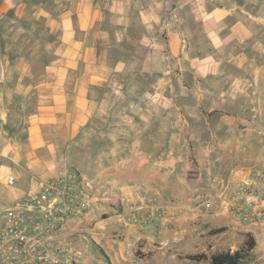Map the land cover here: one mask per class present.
<instances>
[{
	"label": "crops",
	"instance_id": "obj_1",
	"mask_svg": "<svg viewBox=\"0 0 264 264\" xmlns=\"http://www.w3.org/2000/svg\"><path fill=\"white\" fill-rule=\"evenodd\" d=\"M69 1L70 9L48 23L51 31L60 32L56 42L62 45L58 53L61 65L56 68L65 71L78 67L79 53L100 20L98 0ZM13 2L6 0V11L14 6ZM185 2L148 0V13L143 15L149 31L146 69L165 73L177 69L181 73L177 94L170 95L164 88L147 95L154 103L151 109L166 115L159 121L157 132L175 135L174 141L154 157L144 151L139 138L134 139L130 159L104 167L101 177L93 178L95 187L110 194L112 202L107 199L96 203L95 213L67 221L61 237L62 241L85 240L84 264H102L99 252L111 262L132 260L137 249L146 252L148 264H209L213 254L232 253L246 234L254 238L253 254L264 256L259 247L264 240V183H257L259 194L239 196L252 169L264 166V14L233 13L234 0H230L231 9H226L221 0H196L194 5L200 12L187 15L182 9ZM226 2L228 5L229 0ZM170 8L173 12L166 13ZM238 21L242 23L235 25ZM155 22L183 23L182 31L158 34L156 29L161 30V24L156 26ZM185 22H196V31L188 30ZM13 68L14 63L5 64L0 58L3 121L11 116L6 103L11 102L13 94L25 96L43 84L33 79L24 82L22 76L10 78ZM187 73L192 76L188 82L182 76ZM91 80L88 84L94 82ZM67 82L66 78L48 82L51 98H64L58 92ZM167 82L169 78H164L163 83ZM82 84L86 87L87 83ZM86 92L77 93L78 107L87 106ZM29 119V131L34 136L29 145L35 148L39 116L34 113ZM0 155L6 157V151ZM19 161L16 159V164ZM8 177H14L13 184L7 183ZM37 179L18 177L0 167V212L24 197L37 185ZM137 190L176 211L177 237L172 236L165 222L148 221L151 224L143 226L127 221ZM245 202L250 205L247 216H236L234 207ZM211 228H224L225 232L206 250L201 236ZM91 245L97 248V254ZM202 254L206 257L198 258Z\"/></svg>",
	"mask_w": 264,
	"mask_h": 264
},
{
	"label": "rangeland",
	"instance_id": "obj_2",
	"mask_svg": "<svg viewBox=\"0 0 264 264\" xmlns=\"http://www.w3.org/2000/svg\"><path fill=\"white\" fill-rule=\"evenodd\" d=\"M194 1L196 0H186L183 5V12L187 15L200 12ZM12 2L14 6L6 11V0H0L1 61L5 64L7 61L14 63L10 78L22 76L24 82L33 79L37 83L43 81L44 85L27 91L25 96L13 94L11 102L6 103L11 116H7L5 121L0 119V152L6 151V157L0 155V167H4L6 172L18 174V177H38V183L48 177L70 175L94 181V177H101L100 171L104 167L113 166L119 160L124 162L130 159L134 139L136 141L139 138L144 151L154 157L166 151L175 135L157 132L159 121L166 115L151 109L154 103L147 95L164 88L170 95L177 94L180 91L177 80L181 73L177 69H170L166 73L146 69L149 31L143 15L148 13V0H98L100 20L79 53L78 67L69 71L56 68L61 65L58 53L62 50V45L56 42L60 32L55 29L51 31L48 23L52 17L56 18L69 10L70 1ZM221 3L226 9L232 8L230 0L228 5L226 0H221ZM234 3L233 13L264 14V0H234ZM210 9L214 7L210 5ZM154 10L153 7V13ZM165 12L173 11L170 8ZM241 23L234 22L235 25ZM153 24H161V30L156 29L158 34L162 31L165 34L180 32L183 25L177 22ZM184 25L191 32L196 31V22H185ZM151 33L153 34V30ZM23 70L25 74L22 73ZM251 72L253 75L256 73L249 71ZM182 76L187 82L192 77L188 73ZM63 78L68 79V82L65 86H60L58 96L65 97L54 100L47 84ZM164 78H169L170 82L163 83ZM90 80L94 82L88 84ZM82 81L87 83L86 87ZM85 90L87 106L78 107L75 97L79 91L85 93ZM34 113L39 116L35 129L37 144L35 148H30L29 140L34 136L31 137L29 131L32 126L29 116ZM16 159L22 162L16 164ZM254 177H264V166L252 169L250 180L244 183L246 190L244 193L240 192L239 196L253 197L259 194L257 183L264 181ZM136 192L141 194L142 204L145 199H149L157 207L167 211L164 217L151 222H165L169 225L172 236L177 237L179 227L176 226V211L172 207L161 205L140 190ZM223 232L224 228H211L203 232L201 237L204 248L208 250ZM249 238L254 240L252 234H246L231 252L242 249ZM259 247L264 250V240ZM90 249L97 254L94 245ZM98 254L102 258V264H148V255L139 249L135 251L132 260L123 262H111L103 253ZM201 257L206 256H198ZM245 262L264 264V256L258 257L251 251Z\"/></svg>",
	"mask_w": 264,
	"mask_h": 264
},
{
	"label": "built area",
	"instance_id": "obj_3",
	"mask_svg": "<svg viewBox=\"0 0 264 264\" xmlns=\"http://www.w3.org/2000/svg\"><path fill=\"white\" fill-rule=\"evenodd\" d=\"M264 181V177H254ZM14 177L7 183L13 184ZM86 177H48L42 179L26 195L0 212V264H84V239L61 240L63 227L69 220L83 219L95 213L96 203H103L111 195ZM246 187L241 188L244 193ZM127 221L146 224L162 218L166 210L153 201H141V194L133 193ZM250 205L234 207L238 217H246ZM148 211L150 214H148Z\"/></svg>",
	"mask_w": 264,
	"mask_h": 264
},
{
	"label": "trees",
	"instance_id": "obj_4",
	"mask_svg": "<svg viewBox=\"0 0 264 264\" xmlns=\"http://www.w3.org/2000/svg\"><path fill=\"white\" fill-rule=\"evenodd\" d=\"M255 242L252 238L244 244L242 249L232 253L229 251L213 254L209 259V264H246V258L254 249Z\"/></svg>",
	"mask_w": 264,
	"mask_h": 264
}]
</instances>
